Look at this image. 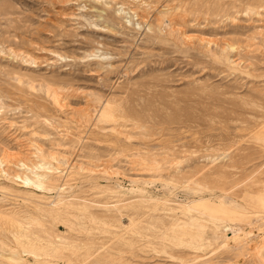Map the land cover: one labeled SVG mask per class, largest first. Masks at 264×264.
Instances as JSON below:
<instances>
[{
  "label": "rangeland",
  "instance_id": "obj_1",
  "mask_svg": "<svg viewBox=\"0 0 264 264\" xmlns=\"http://www.w3.org/2000/svg\"><path fill=\"white\" fill-rule=\"evenodd\" d=\"M0 264H264V0H0Z\"/></svg>",
  "mask_w": 264,
  "mask_h": 264
},
{
  "label": "bare ground",
  "instance_id": "obj_2",
  "mask_svg": "<svg viewBox=\"0 0 264 264\" xmlns=\"http://www.w3.org/2000/svg\"><path fill=\"white\" fill-rule=\"evenodd\" d=\"M175 29V28H174ZM237 192V191H236ZM244 193V192H243ZM253 195V194H252ZM203 211V210H202ZM205 220V219H204ZM238 221V220H237ZM199 225V224H198ZM198 225H197V227H198ZM204 226V225H203Z\"/></svg>",
  "mask_w": 264,
  "mask_h": 264
}]
</instances>
